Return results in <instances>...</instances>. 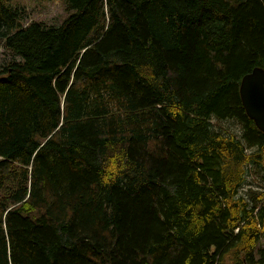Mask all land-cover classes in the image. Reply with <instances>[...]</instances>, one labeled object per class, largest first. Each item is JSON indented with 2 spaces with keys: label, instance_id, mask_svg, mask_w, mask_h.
Wrapping results in <instances>:
<instances>
[{
  "label": "trees",
  "instance_id": "trees-1",
  "mask_svg": "<svg viewBox=\"0 0 264 264\" xmlns=\"http://www.w3.org/2000/svg\"><path fill=\"white\" fill-rule=\"evenodd\" d=\"M63 2L0 0V264H264V0Z\"/></svg>",
  "mask_w": 264,
  "mask_h": 264
},
{
  "label": "rangeland",
  "instance_id": "rangeland-1",
  "mask_svg": "<svg viewBox=\"0 0 264 264\" xmlns=\"http://www.w3.org/2000/svg\"><path fill=\"white\" fill-rule=\"evenodd\" d=\"M6 2L21 8V21L23 24L32 19L42 21L45 24H59L70 12L63 0H6ZM18 59H21L19 55L4 47L0 42V67ZM211 121L217 128L223 126L237 136L240 135L241 126L232 119L218 120L213 117ZM258 174L254 170L251 173L247 172L245 182L239 190L240 193L247 194L250 189L251 193L260 189L264 190V181L260 182ZM258 245L264 247V235L259 239ZM226 260L229 261L230 258L227 257Z\"/></svg>",
  "mask_w": 264,
  "mask_h": 264
},
{
  "label": "water",
  "instance_id": "water-1",
  "mask_svg": "<svg viewBox=\"0 0 264 264\" xmlns=\"http://www.w3.org/2000/svg\"><path fill=\"white\" fill-rule=\"evenodd\" d=\"M239 94L248 117L264 130V68L255 65L240 79Z\"/></svg>",
  "mask_w": 264,
  "mask_h": 264
}]
</instances>
